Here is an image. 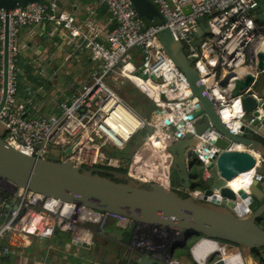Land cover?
Segmentation results:
<instances>
[{"label": "built area", "instance_id": "obj_1", "mask_svg": "<svg viewBox=\"0 0 264 264\" xmlns=\"http://www.w3.org/2000/svg\"><path fill=\"white\" fill-rule=\"evenodd\" d=\"M92 1L97 6H104L110 16V28L105 30L104 43L98 41L102 30L96 28L93 20L88 19L84 26L76 24L72 16L58 11L57 0L30 2L24 7L8 11L0 8V100L5 87L0 123L6 129L5 141L35 158L53 156L58 161H70L85 169L96 166L118 168L119 162L107 157L104 148L121 149L138 131L151 127L159 137L166 140L196 137V159L202 166V180L206 181L211 177L209 161L223 151L211 144V141L221 135L212 129L211 124L201 135L195 134L193 124L200 121L201 117L190 121L186 118L197 109L198 100L192 98L185 76L166 55L157 35L168 30L183 45L200 84L205 88L208 101L229 133L237 136L244 126L254 120L247 119L241 104V99L249 94L250 89L234 98L231 97V91L236 80L251 74L256 81L258 75L255 68L256 54L264 43V33L252 14L258 1L150 0L163 18V22L151 21L150 25L145 24L130 0ZM184 10L189 13L186 14ZM200 18L204 19L209 33L200 36L198 45L193 46L191 42ZM46 23L53 26L54 32L61 30L65 35L68 33L74 50L86 52L97 63V67L90 71L89 82L74 92L68 101L60 104V112L54 118L31 117L28 102L17 98L21 48L19 33L22 28ZM5 36L6 71L3 69ZM138 58L139 62L136 61ZM128 65H135L136 68L126 70ZM124 71L129 77L144 83L145 92H150L151 104L155 103L156 106L150 118L141 116L105 83L104 79L111 75V80L115 82L121 77L131 81L124 75ZM252 96L259 101L256 96ZM256 112V119L264 118L259 107ZM225 115H230V124L224 122ZM166 119L169 120L168 125L164 122ZM180 122H183L182 126ZM168 131L171 133L168 134ZM252 135L260 137L257 132H252ZM157 143H160L159 139L154 142L155 145ZM53 151H57L58 156H54ZM225 151L246 150L242 144L231 142ZM248 152L255 159V166L248 179L250 183L259 177L258 169L263 159L252 151ZM151 168L157 172V166ZM132 173L139 176L136 168H132ZM142 176L150 183L163 184L145 176V173ZM4 192L7 196L3 197L0 206L14 198L15 189L13 186L11 189L9 184L0 183V193ZM185 194L197 198L201 191H186ZM15 200L17 208L10 212L8 220L0 229V240L6 235L15 236L18 233L49 238L55 229H59L71 233L79 245L91 246L94 234L103 235L110 221L120 230H127L132 223L125 216L44 197L27 189H19ZM243 204L238 212L244 216L251 214L249 205L244 201ZM182 243L180 233L137 223L130 238V250L149 256L159 264H179L178 260L172 258V252L176 244ZM219 244L223 259V254H226L224 247L228 244ZM9 251L7 245H0V256H6ZM213 254L207 255L199 264L214 262Z\"/></svg>", "mask_w": 264, "mask_h": 264}, {"label": "water", "instance_id": "obj_2", "mask_svg": "<svg viewBox=\"0 0 264 264\" xmlns=\"http://www.w3.org/2000/svg\"><path fill=\"white\" fill-rule=\"evenodd\" d=\"M35 1L41 0H0V8L8 11L15 7H24ZM130 1L141 18L150 22H163L161 14L150 0ZM257 1L258 5L252 14L264 30V0ZM184 12L189 13L188 10ZM208 33L204 19L200 18L191 44L197 46L200 36ZM157 38L166 55L185 76L192 98L198 100L197 109L186 118L190 121L201 117L200 121L193 124L195 134L201 135L211 124L212 129L221 135L211 141V144L223 151L209 161L208 171L211 177L203 181L204 189L201 194L197 198L192 196L182 198L178 194L179 191L188 192L199 187L196 183L198 176L192 172L193 168L197 167L191 159L192 154L197 155L198 141L194 136L181 140L172 138L166 140V138L159 137L153 128L145 127L147 138L141 139L136 143L134 151L125 155L130 157L131 166L136 168L140 177L132 178L126 174L112 172L115 180L125 181V183H119L99 176L92 169L75 166L70 161H58L53 156L43 159L24 154L10 146L0 132V183L9 184L15 189L11 203L2 210L0 229L8 220L10 212L17 208L15 200L17 191L27 189L44 197L129 218L132 223L123 234L112 233L117 242H123L126 245L130 243L135 225L140 223L164 229L167 232L180 233L183 243L176 244L173 251L178 247H184L187 241L197 238L189 249V255L196 264L201 262V258L213 252L210 250L212 245L219 243L242 247L249 251L262 249V254H264V141L261 139L264 137V118L261 120L255 118L258 117L257 107L264 113L263 83L258 80L254 81L251 74L235 81L231 97H237L240 93L250 89L249 94L241 99V104L247 119L254 118V120L251 124L244 126L241 133L233 136L222 124L212 104L208 101L205 88L200 84L198 74L192 61L187 58L183 45L176 41L168 30L160 32ZM6 42L5 36L4 71H6ZM44 48L43 44L39 47V51L42 52ZM135 65L138 66V63ZM135 65L131 66V71L136 68ZM255 68L259 72L264 71V52H257ZM131 83L140 92H145L143 85L138 84L136 80H131ZM4 89L0 109L5 99ZM252 95L256 96L259 101ZM161 98L164 99V96ZM151 109L156 110L155 103H152ZM164 122L169 124L168 119ZM182 124L183 122L179 123L180 126ZM0 125L6 131L4 125L2 123ZM252 132H257L260 137L253 136ZM170 133L171 131H168V134ZM157 139L165 146L159 155L153 154L157 152V149L150 145L151 141ZM231 142L242 144L246 151H225ZM248 151H252L263 159L258 169L260 175L250 183L243 184L244 188L233 190L229 182L255 166V159ZM52 154L58 156L57 151H53ZM140 161L144 164L139 165ZM157 164L160 166V170L157 167V173H166V176L175 175L179 183L178 192L158 182L150 183L144 179L142 174L145 168H151ZM214 190L218 192L215 193ZM243 201L249 205L251 210V214L247 216L238 212V209L244 206ZM262 223L263 228L260 227ZM80 245L84 248L90 247L87 244ZM237 254L243 262L241 254ZM134 264L159 263L149 256L142 255L139 260H134ZM211 264H225V262L220 257Z\"/></svg>", "mask_w": 264, "mask_h": 264}, {"label": "crops", "instance_id": "obj_3", "mask_svg": "<svg viewBox=\"0 0 264 264\" xmlns=\"http://www.w3.org/2000/svg\"><path fill=\"white\" fill-rule=\"evenodd\" d=\"M57 6L59 12L72 16L78 25L84 26L88 19L93 20L96 28L102 30L98 41L104 43L105 30L110 28V16L104 6H97L92 0H57ZM254 19L256 21L255 17ZM261 30L264 33L262 28ZM19 39L21 48L18 58L17 98L28 102L31 117H57L60 104L68 101L74 92L89 82L90 71L97 67V63L93 62L86 52L75 51L68 33L65 35L61 30L54 32L49 23L22 28ZM43 44L45 48L40 52L39 47ZM136 61L139 62V58ZM256 72V80L262 81L264 87V71L259 72L256 69ZM0 132L3 135L6 133L2 125ZM133 137L125 145L127 147L120 156L112 158L119 162V167L114 169H127L132 173L130 157L125 155L134 151L136 143L146 139L147 134L137 139L135 144H131ZM109 148L103 150L106 156L112 152L113 147ZM192 172L198 176L197 185H203L200 166L197 165ZM163 184L179 190V183L174 174L167 176ZM195 190L203 189L196 187ZM3 197L0 193V203ZM11 201L12 199L7 200L0 206V217L3 215V208ZM125 231L118 229L114 222L110 221L103 235L94 234L93 244L89 248L79 245L71 233L59 229H55L49 238L20 233L15 236L6 235L0 240V245H7L10 251L0 258V264H134V260H139L142 255L131 252L130 243L126 245L113 238L112 233L123 234ZM192 240L196 239L188 242ZM182 248L184 247H181V251ZM174 254L175 249L172 258L178 260L179 264H194L187 254L179 258Z\"/></svg>", "mask_w": 264, "mask_h": 264}, {"label": "rangeland", "instance_id": "obj_4", "mask_svg": "<svg viewBox=\"0 0 264 264\" xmlns=\"http://www.w3.org/2000/svg\"><path fill=\"white\" fill-rule=\"evenodd\" d=\"M113 77V75L107 77L106 79H104L105 83L111 87L116 93H118L123 99H125V101L132 107L134 108L141 116L145 117V118H150V116L152 115V109H151V94L150 92H145L142 93L140 92L136 86H131V83L128 79L126 78H120L119 80L112 81L111 78ZM128 88V90L126 91V89ZM149 96V97H148ZM145 97V98H144ZM144 135H146V132L142 129L140 131H138L134 137L133 140L131 141V144H135L136 140L139 138H142ZM3 138L6 139V135H3ZM152 143V141H151ZM150 143V144H151ZM127 146H124L123 148H121L120 150H117L116 148L111 149L112 152H110V155L107 157L109 158H113V157H119L121 152L124 151V149ZM110 149L109 147H105V150ZM191 159L194 161L195 164H197L198 166H200V173H202V166L201 164L198 162V160L196 159V156L194 154L191 155ZM138 177V176H136ZM204 184V183H203ZM200 189H204V185H200L199 186ZM194 191V190H192ZM195 239V238H194ZM197 239V238H196ZM194 240H192L190 243H193ZM188 241L185 244V247L182 248L181 251V247H178L175 249V254L174 256L179 258L181 256H183L184 254H187V251L190 249V244ZM221 244H219L220 246ZM186 248H188V250L186 251ZM225 253L226 255L229 254H233V253H240L243 259L244 264H259L257 261H254L253 258L250 257V251L242 248V247H236V246H225ZM184 250V251H183ZM220 252L214 253L212 258L214 259H218L220 258L222 255L221 253L218 254ZM262 254V253H261ZM245 258H244V257ZM262 258L264 260V254H262ZM248 259V260H247ZM196 264V263H194Z\"/></svg>", "mask_w": 264, "mask_h": 264}, {"label": "bare ground", "instance_id": "obj_5", "mask_svg": "<svg viewBox=\"0 0 264 264\" xmlns=\"http://www.w3.org/2000/svg\"><path fill=\"white\" fill-rule=\"evenodd\" d=\"M259 51L264 52V43L261 44V48L259 49ZM130 69H131V65H128V67H127L126 70H130ZM124 75L127 78H129L130 80H136L138 84H142L143 87L146 89V85L144 83H142L141 81H139V80H137L135 78L129 77V75L126 73V71H124ZM233 115H235V113ZM229 117H230V115H225L223 117L224 118V122L227 123V124H230V118ZM223 118H222V120H223ZM155 141L156 140L152 141V143L150 145L153 146L155 149H157V152L156 153L153 152V154L159 155L161 152H163V150L165 148H164V145L162 143H157L155 145L154 144ZM142 163L143 162L140 161L139 162V165L142 164ZM157 167L160 170V168H159L160 166H158V164H157ZM143 173H145V176L150 177V178H155L156 180H159L161 182L166 181V177H167L166 175L167 174L166 173H162V172L161 173H157L154 168L145 169ZM251 174H252V169L250 171H247V172L242 173L241 175H239L238 177H236L235 179H233L232 181H230L229 182V185L233 188V190H238L240 188H244L242 182H248V179H249V177H250ZM162 185H164V184H162ZM11 189H12V186H11ZM218 245H212L210 247V250L213 251L211 253H215V252H219L220 251ZM218 254H220V253H218ZM201 259L203 260L204 258H201ZM223 260H224L225 264H244L242 262V260L240 259V257L238 256L237 253H233V254H229V255L223 254Z\"/></svg>", "mask_w": 264, "mask_h": 264}, {"label": "trees", "instance_id": "obj_6", "mask_svg": "<svg viewBox=\"0 0 264 264\" xmlns=\"http://www.w3.org/2000/svg\"><path fill=\"white\" fill-rule=\"evenodd\" d=\"M42 1V0H41ZM145 24L146 25H150V21H147L145 20ZM155 23H159L158 21H154ZM89 169H92L94 170L99 176L101 177H105V178H108V179H111L112 181H115V182H119V183H125L124 180H115L112 176V172H119L121 174H126V175H129L131 176L132 178H137L136 176H134L129 170L127 169H114V168H109V167H101V166H96V167H93V168H89ZM175 191H177L176 189H173ZM191 190H194V189H191ZM178 192V191H177ZM178 194L182 197V198H186L188 195L185 194V193H182V192H178ZM4 196H7V193L4 192L3 193ZM230 246H233V245H230ZM185 247V246H184ZM188 250V248H186V251ZM250 257L254 259V261H257L259 264H264V260L262 258V249L261 250H251L250 252ZM187 255H189V250L187 251Z\"/></svg>", "mask_w": 264, "mask_h": 264}, {"label": "flooded vegetation", "instance_id": "obj_7", "mask_svg": "<svg viewBox=\"0 0 264 264\" xmlns=\"http://www.w3.org/2000/svg\"><path fill=\"white\" fill-rule=\"evenodd\" d=\"M260 227H262L263 228V223L261 224V226Z\"/></svg>", "mask_w": 264, "mask_h": 264}]
</instances>
